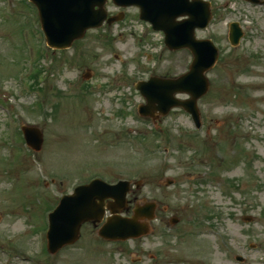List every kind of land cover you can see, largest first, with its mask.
Wrapping results in <instances>:
<instances>
[{
    "label": "rangeland",
    "instance_id": "374dc122",
    "mask_svg": "<svg viewBox=\"0 0 264 264\" xmlns=\"http://www.w3.org/2000/svg\"><path fill=\"white\" fill-rule=\"evenodd\" d=\"M207 1L212 20L195 35L210 39L219 54L197 102L201 127L175 108L159 118L155 133L135 114L144 99L134 85L185 73L187 50H167L162 34L138 21L137 9L108 0V16L123 13L121 21L87 31L69 49L32 55L29 44L44 48L36 13L26 0H13L9 10L0 0V101L11 108L13 124L43 132L40 152L23 149L19 130L9 136L0 113V264H238L234 256L264 264V4ZM231 22L243 32L235 47ZM95 178L131 182L123 216L157 203L149 233L106 242L99 226L86 224L74 245L55 255L41 251L36 232L46 230V210ZM165 179L173 185L164 186Z\"/></svg>",
    "mask_w": 264,
    "mask_h": 264
},
{
    "label": "water",
    "instance_id": "95a60500",
    "mask_svg": "<svg viewBox=\"0 0 264 264\" xmlns=\"http://www.w3.org/2000/svg\"><path fill=\"white\" fill-rule=\"evenodd\" d=\"M42 13V26L53 48H67L71 43L83 37L88 28L99 27L106 18L103 10L105 0H32ZM121 6L136 5L141 17L161 29L166 34L165 43L170 49L187 47L193 52V63L189 72L177 80L151 78L140 82L138 88L145 97L146 105L140 107V114L153 117L154 111L165 115L172 107L181 106L198 118L196 100L205 94L208 83L204 73L217 60V52L208 41H195L193 29L204 27L210 19L208 5L189 3L188 0H113ZM175 12H177L175 14ZM40 13V14H41ZM177 16H188L182 23H176ZM116 20L111 18L108 23ZM181 26V27H180ZM241 32L236 25L231 26L229 41L236 45ZM204 58L207 60L205 61ZM175 92L190 94L191 99L180 102L173 98ZM157 105V106H156ZM27 143L35 150H40L41 133L36 128H23ZM127 182L109 186L96 180L87 186L79 187L72 196L63 197L59 206L49 216L47 233L48 250L56 253L63 246L74 243L79 236L80 226L84 222L101 221L105 199H112L111 214L125 208ZM152 208L134 210L131 219L112 216L99 229L98 234L104 239L125 240L147 233V226L140 225L138 219L151 220Z\"/></svg>",
    "mask_w": 264,
    "mask_h": 264
}]
</instances>
